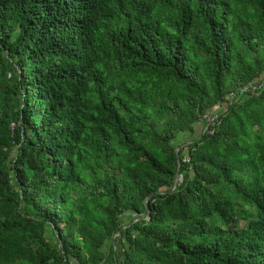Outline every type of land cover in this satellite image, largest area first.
Segmentation results:
<instances>
[{
    "label": "trees",
    "instance_id": "1",
    "mask_svg": "<svg viewBox=\"0 0 264 264\" xmlns=\"http://www.w3.org/2000/svg\"><path fill=\"white\" fill-rule=\"evenodd\" d=\"M263 78L264 0H0V264H264Z\"/></svg>",
    "mask_w": 264,
    "mask_h": 264
},
{
    "label": "rangeland",
    "instance_id": "2",
    "mask_svg": "<svg viewBox=\"0 0 264 264\" xmlns=\"http://www.w3.org/2000/svg\"><path fill=\"white\" fill-rule=\"evenodd\" d=\"M11 77L13 80L16 79V73L14 72V70H11ZM20 105H21V100L20 98L16 100L15 104H14V113H16L18 111V109L20 108ZM219 108L216 109V111H218ZM207 119L210 121V123L212 122V118L210 117H207ZM212 119V120H211ZM215 119V118H214ZM205 124V123H204ZM203 123L201 124V127H200V130H204L205 129V125ZM208 129V127H207ZM206 129V130H207ZM136 218V216L132 215V214H129L127 216H125L123 218V223L125 225H128L130 224L134 219ZM109 246V245H108ZM108 246H106V248L103 250L104 252H107L108 251ZM125 245H123L122 243H118V249H119V257L121 258V260L123 259V256H124V251H125Z\"/></svg>",
    "mask_w": 264,
    "mask_h": 264
},
{
    "label": "water",
    "instance_id": "3",
    "mask_svg": "<svg viewBox=\"0 0 264 264\" xmlns=\"http://www.w3.org/2000/svg\"><path fill=\"white\" fill-rule=\"evenodd\" d=\"M180 151H181V148H178L177 149V158H178L179 167L181 166V162H180ZM179 180H180V173H178V175H177V179H176L175 186H177L179 184ZM148 215H150V211H148ZM119 236H120V234H119Z\"/></svg>",
    "mask_w": 264,
    "mask_h": 264
},
{
    "label": "built area",
    "instance_id": "4",
    "mask_svg": "<svg viewBox=\"0 0 264 264\" xmlns=\"http://www.w3.org/2000/svg\"><path fill=\"white\" fill-rule=\"evenodd\" d=\"M261 87L264 88V78H263V81H262ZM212 121H213V120H212ZM72 264H77V263L73 262Z\"/></svg>",
    "mask_w": 264,
    "mask_h": 264
},
{
    "label": "bare ground",
    "instance_id": "5",
    "mask_svg": "<svg viewBox=\"0 0 264 264\" xmlns=\"http://www.w3.org/2000/svg\"><path fill=\"white\" fill-rule=\"evenodd\" d=\"M209 127V126H208Z\"/></svg>",
    "mask_w": 264,
    "mask_h": 264
}]
</instances>
